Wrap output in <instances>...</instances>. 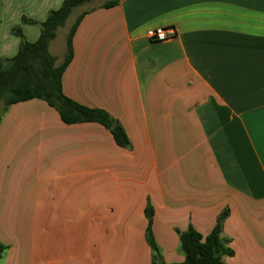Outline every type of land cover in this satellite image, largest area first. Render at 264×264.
Segmentation results:
<instances>
[{
    "label": "crops",
    "instance_id": "0c3cea01",
    "mask_svg": "<svg viewBox=\"0 0 264 264\" xmlns=\"http://www.w3.org/2000/svg\"><path fill=\"white\" fill-rule=\"evenodd\" d=\"M106 2L78 8L77 18L88 13L62 85L71 100L108 112L130 146H117L99 124H65L41 100L8 107L0 206H61L64 216L37 221L44 230L24 238L25 252L14 238L9 257L153 264L151 207L164 263L184 262L180 235L192 227L208 236L228 210L221 237L234 255L223 261L264 264V0ZM62 3L0 0V60L18 53L15 27L38 40L40 29L22 18L43 23ZM66 25L50 44L57 66L67 53L69 33L65 48L57 42ZM158 28L176 35L156 42L149 32Z\"/></svg>",
    "mask_w": 264,
    "mask_h": 264
},
{
    "label": "trees",
    "instance_id": "16d2710c",
    "mask_svg": "<svg viewBox=\"0 0 264 264\" xmlns=\"http://www.w3.org/2000/svg\"><path fill=\"white\" fill-rule=\"evenodd\" d=\"M95 0H63L58 10L50 11L43 23L22 18V25L37 26L40 36L34 43L26 41L21 27L12 32L20 38V47L16 56L0 60V101L8 107L32 100H41L57 110L61 120L68 125L80 123H96L109 130L117 146H130L124 128L108 112L102 109L89 108L68 98L63 91V74L74 57L72 40L74 34L88 12L82 13L71 27L67 38V53L60 66L50 52V44L57 37L58 30L65 26L74 10L90 4ZM119 0L107 1L104 8H112ZM1 122V116H0ZM228 210L222 212L212 232L204 237L192 227L180 235L181 250L185 260L175 264H226L224 256H232L234 252L227 246V240L221 237L222 225L228 217ZM148 228L146 240L152 250L153 264H166L162 261L160 249L152 234L153 210H146ZM8 247L0 243V258Z\"/></svg>",
    "mask_w": 264,
    "mask_h": 264
},
{
    "label": "rangeland",
    "instance_id": "374dc122",
    "mask_svg": "<svg viewBox=\"0 0 264 264\" xmlns=\"http://www.w3.org/2000/svg\"><path fill=\"white\" fill-rule=\"evenodd\" d=\"M105 1L110 0H95L94 2L100 3ZM85 7L86 5L80 8L83 9ZM78 12V9L74 10L67 20L65 29L59 31L57 42H63L64 48L66 46L65 43L67 34L76 22ZM56 48H60L58 43L53 49L54 52H56ZM4 110V102L0 101V116L3 114ZM8 202L9 195L5 193L3 203L4 205H7ZM61 209V206H0V243L7 246L8 243L13 242V239L15 238V241L20 242L18 248L21 249V253L25 252V249L28 248V243L25 242L24 238L28 239V236L30 235L35 236V230L38 232H42L44 230V228L39 227L36 222L44 221L45 219L49 218L58 219L64 217ZM38 239L40 242H42L43 238L40 236V234ZM14 244H16L17 247V242H14ZM41 249H43V247H41ZM8 254L9 251L7 250L4 256L0 259V264H5L6 262H9L10 264H34L32 261H35L37 264L44 263L43 258L29 260L26 257L24 258V255L22 254L20 257L15 256L17 254H12L10 258Z\"/></svg>",
    "mask_w": 264,
    "mask_h": 264
},
{
    "label": "built area",
    "instance_id": "2783aa9c",
    "mask_svg": "<svg viewBox=\"0 0 264 264\" xmlns=\"http://www.w3.org/2000/svg\"><path fill=\"white\" fill-rule=\"evenodd\" d=\"M176 35L174 29L158 28L149 32V37L156 42H165L172 39Z\"/></svg>",
    "mask_w": 264,
    "mask_h": 264
}]
</instances>
